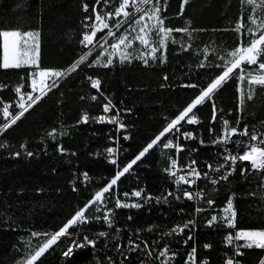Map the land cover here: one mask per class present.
<instances>
[{"label": "trees", "instance_id": "trees-1", "mask_svg": "<svg viewBox=\"0 0 264 264\" xmlns=\"http://www.w3.org/2000/svg\"><path fill=\"white\" fill-rule=\"evenodd\" d=\"M84 4L89 5V12L83 10ZM180 4L181 0H167L166 11L161 13L164 27L189 31L171 33L163 50V62L149 59L145 65L143 59L137 58L140 43L133 41L132 48L126 50L132 55L130 62H122L121 57L113 55L112 64L104 67L103 62L109 58L104 50L116 42L115 38L109 39L105 49L94 51L76 71L61 78L58 87L47 92L0 136V264H23L27 255L45 240V236L33 237L32 233L58 231L221 73L222 68L217 65L223 64L222 56L251 39L250 35L245 37L233 30L241 17L247 24L250 10L240 0H190L183 15ZM94 5L103 15L113 11L118 3L117 0L109 3L101 0L100 5H96V0H0V29L39 30L40 67L65 71L86 52L80 41L89 31L85 23L94 21L95 14L91 11ZM88 16L92 20L85 21ZM108 23L112 25L115 20ZM135 27L138 30L139 26ZM107 31L98 32L97 39H107ZM123 32L124 28L117 36ZM135 35L129 31V39ZM160 56L157 52V57ZM201 62L204 67H200ZM244 67L249 69L247 65ZM32 70H0V127L9 122L2 112L5 104L11 105L10 113H16L15 88L23 85L22 92L30 89ZM238 73L237 69L212 101L194 109L198 123L181 122L179 132L167 134L106 194L111 224L103 219L102 213L95 212L94 206L86 213L88 223L70 229L73 233L70 240L61 238L36 264H99L96 248L104 240L100 239L101 233L110 241L109 264H158L154 258L164 246L175 253L170 264H185L193 247L197 264L205 260L208 264H224L231 249L224 244L223 220L218 219L212 227L207 222L212 216H224L222 209L230 197L237 211L236 229H264V173L252 171L248 161H237L236 170L227 181L221 180L216 185L210 182V178H218L228 170L230 161L224 160L226 155H238L250 143L249 137L239 134L227 144L218 143L225 132V121L229 128L242 131L247 126L250 132L264 135V88L255 86L253 100H245L241 111L240 90L246 92L248 85L247 80L237 79ZM89 77L100 80L99 92L91 87ZM185 84L197 87H183ZM93 96L97 99L93 100ZM109 100L113 107L105 113L103 108ZM212 102L217 109L215 122ZM85 114L88 122L80 123ZM102 115L118 118L125 131L116 136L114 126L97 122L96 118ZM186 132H191L195 139L186 138L183 135ZM124 135L128 137L126 141ZM169 139L183 150L163 147ZM115 140L119 147L114 165L108 163L107 149L114 147ZM29 152L33 155L28 156ZM173 160L181 169L195 167L201 173L197 187L203 189V194L196 201L185 199L183 185L169 174ZM208 165L213 169L225 167L217 172L210 171ZM244 167L248 171L242 176ZM137 191L141 192L142 207L115 208L114 194L130 198ZM209 199L215 202L211 206L207 203ZM197 208L203 211L196 212ZM188 221L195 223L184 233L167 235ZM189 235L193 240L185 244ZM84 237L94 241L95 247L73 246L74 242L84 243ZM133 243L140 245L135 251L130 247ZM206 243L212 245L208 250L204 248ZM69 246H73V251L69 257L64 256ZM149 251L151 257L147 255ZM244 251L246 255L238 258L243 264H259L264 256V250ZM83 252L88 253L86 258H81Z\"/></svg>", "mask_w": 264, "mask_h": 264}, {"label": "snow or ice", "instance_id": "snow-or-ice-1", "mask_svg": "<svg viewBox=\"0 0 264 264\" xmlns=\"http://www.w3.org/2000/svg\"><path fill=\"white\" fill-rule=\"evenodd\" d=\"M190 0H181L180 4V14L183 15L185 6L188 5ZM240 2L245 5L250 11L247 17V24L244 22V17H241L240 20L236 23L235 28L233 29L238 34H241L245 37L251 36V39L247 43L242 42L232 51L228 52L226 57L222 56L223 64L217 65V67L222 68V71L219 75L213 79L206 88H204L195 99L181 111L176 118L172 119L170 123L152 139L130 162L123 166L119 171L116 172L114 178L110 180L101 190L97 191L94 196L84 205L80 210L75 212V214L55 233H32L33 237H40L41 235L47 237L39 246L32 252L27 255L23 264H36L38 260L46 252H48L54 245H56L61 238L71 237L73 233L70 229H74L81 224L88 223V216L86 213L89 212L94 206L98 204H103L106 200V194L110 193L114 186L117 185V182L125 174L129 173L134 165H137L150 150L154 149L159 145L167 134L171 133L173 130L176 132L180 131L179 125L181 122H186L187 124H196L198 119L194 113V109L198 105H202L205 102L212 101L215 93L225 84L229 79L232 78V74L238 69L239 73L237 74V79L241 82L247 80V91L243 89L240 90L239 97V106L242 111L245 100L252 101L254 98L255 86L264 88V0H240ZM104 3H109V0H104ZM118 6L114 8L113 11H110L106 14H101L97 11L96 6L94 5L91 9L94 13V21L91 24L85 23V27L89 29L86 31L80 43L83 47L88 48L89 51L84 53L78 61L73 63L69 69L65 71H57L53 69H43L40 67V54H41V33L39 30H30L22 31L20 29H0V70H14L21 68H31L33 69L29 73L30 77V87L31 92H23V85H18L15 88V92L19 96L18 107L20 111L18 113H10L9 108L11 105L5 104L2 112L3 116L8 123H5L0 127V133L6 131L8 128L15 125L25 113H27L34 105H36L43 96L47 95V92L51 91L54 87H58V81L61 78L70 75L72 72L76 71L80 64L84 63L88 56L92 54V49L99 44L101 49H105V45L108 44V39L101 37L97 39V33L103 32L107 29L106 36L108 38H115L116 42L111 43L110 47L113 50V53L119 51L122 62L131 61L132 55L126 49H130L133 46V41H139L145 49H148L147 52H141L140 56L137 58L143 59L145 65L148 64V60L160 59L161 62L164 61V51L167 48V41L173 31L176 32H188V28L183 29H171L164 27V18L161 16L162 11H166L167 0H164V6H161V0H117ZM101 0H96V5H100ZM148 7H142V6ZM132 8L135 11L130 12L129 9ZM83 10L89 12V5L84 4ZM140 15L137 17L136 14ZM114 19L115 23L110 25L108 21ZM92 20V16L85 17V21ZM148 21H154V23L149 24ZM135 26H139L138 30ZM124 28V32L117 36V33ZM129 31L135 32L136 35L129 39ZM155 31L156 35L159 37V43L156 44L151 39V32ZM103 41V43L100 42ZM175 42V41H173ZM123 46L124 51H120ZM182 47H184L182 45ZM187 51V47L184 48ZM106 51V49H105ZM157 52L161 53L160 57H157ZM207 53V49H205ZM103 55V53H101ZM109 58L103 62V66L107 67L112 64V59ZM97 62H100L99 59ZM244 65H248L249 69H246ZM255 65V69H251V66ZM89 66H92L91 64ZM204 63L201 62L200 67H204ZM167 79V77H165ZM91 87L96 89L98 92L101 89V82L99 79H92ZM183 87L196 88V84H185ZM83 99V98H82ZM93 100H96L97 97L93 96ZM111 101L104 105L103 111L108 113L112 109ZM213 116L212 121L215 122L216 119V106L212 102ZM97 122L104 123H117V120L113 118H106L105 116H99ZM89 117L87 114L83 115L80 123H87ZM239 122V121H238ZM237 122V123H238ZM225 132L223 137L218 140V143L227 144L231 141V137L237 134L241 136L249 137L250 143H248L238 155H226L224 160L230 161L228 170L226 172H221L218 178H210V182L213 185L218 184L221 180L227 181L229 176L235 172V165L237 161H248L251 165V170L256 172L264 173V135L257 134L255 132H250L248 127L245 126L242 131H238L236 127H228V122L225 121ZM123 127V125H121ZM52 135V133H50ZM186 138L195 139L191 132L183 133ZM128 139V137H124ZM203 143V141H201ZM165 148H172L173 144L171 141L163 144ZM177 151H182L183 149L176 145ZM63 152V149H59ZM109 155H114V150L112 148L107 149ZM19 156V153L15 154ZM28 156H32L31 152L27 153ZM109 163L116 164V159H110ZM196 161H192V165H195ZM171 169L177 167L176 161H172L170 165ZM210 171L220 172L221 168H224L225 165H220L219 167L213 169L212 165H208ZM248 171L247 167L241 168V175L244 176ZM170 175L176 176L175 171H170ZM86 175V174H85ZM193 177L192 180H188L185 176H179L176 180L177 184L180 183H195L196 180L201 178V173L197 171L195 167H192L189 173ZM205 178L208 177V173H204ZM76 190L75 188L73 189ZM134 196L140 197L141 192L137 191L133 193ZM171 195V193H169ZM202 195V194H198ZM254 195V194H253ZM184 196L189 200L193 199V194L185 191ZM211 206L215 202L211 199L207 201ZM142 207L139 203H123L119 199L116 200L115 208H140ZM96 211H100L99 207L95 208ZM203 209L197 208L196 212H201ZM224 216L218 218L217 216H212L207 222L208 227H212L217 223L218 219H222L228 228L236 229V217L237 211L233 204V199L230 197L227 201L226 207L222 209ZM110 212V210H109ZM103 219L111 224L109 219V214L106 213ZM131 219V217H129ZM194 221H188L187 223L178 225L174 227L167 235H180L185 232L186 229H189L190 225H194ZM151 230V229H149ZM100 235H104L101 233ZM193 240L191 235L187 236L184 241L187 244L188 241ZM225 247L231 249V255L225 259L224 264H243L241 258L246 255L244 250L259 249L264 250V229H236L234 233H229L226 237ZM242 241V243H240ZM77 248H86V247H95V242L84 237V243H76L74 245ZM73 246H69L68 249L63 253L64 256H68L73 251ZM131 250L135 251L140 245L131 244ZM145 248L148 247L147 243L144 245ZM211 244H205V249H210ZM170 249L167 246H164L160 251L156 259L161 257L165 258L161 260V264H170L171 259L174 258L175 253H172L171 257L169 256ZM88 255L87 252L80 254L81 258H86ZM149 257L152 256V252L147 253ZM128 257L125 256V259ZM191 264H197L196 258V248L193 247L191 253L188 256V262ZM201 264H208V261H203ZM259 264H264V257L259 260Z\"/></svg>", "mask_w": 264, "mask_h": 264}, {"label": "built area", "instance_id": "built-area-1", "mask_svg": "<svg viewBox=\"0 0 264 264\" xmlns=\"http://www.w3.org/2000/svg\"><path fill=\"white\" fill-rule=\"evenodd\" d=\"M26 92H31V87H30V89L28 90V91H26ZM23 93V92H22ZM18 103H19V96H17V98L15 99V101L13 102V109L14 110H16V113H18L19 111H20V109H19V107L17 106L18 105ZM106 117V116H105ZM106 118H108V117H106ZM113 119H115V120H117V123H108L110 126H114V128H115V133H116V136H118L120 133H122L123 131H125V126L122 124V122L118 119V118H116V117H114ZM121 125H123V127H121ZM124 137H126L125 135L123 136V138ZM124 140L126 141V139L124 138ZM168 141H171V143L173 144V147L172 148H167V149H169V150H177L176 149V145H178L177 144V142H175V141H173L172 139H169V140H167V142ZM166 142V143H167ZM118 141H116L115 140V144H114V147H112V149L114 150V155H109V160L110 159H116V161H117V159H118ZM109 160H108V163H109ZM111 164V163H110ZM171 165V164H170ZM191 168L192 167H187V168H185V169H181V168H179L178 166L175 168V169H171V167H170V171H175L176 172V176H173V177H175L176 179L179 177V176H185V178L186 179H188V180H192L193 179V177L192 176H190L189 175V173H190V170H191ZM198 171V170H197ZM182 185H183V189H182V196L185 198V199H187V200H189L187 197H185L184 196V192L185 191H187V192H190V193H192L193 194V199H191V200H189V201H196L201 195H198V194H203V189H201V188H198L197 187V180L195 181V183H189V184H185V183H181ZM115 187V186H114ZM117 199H119L121 202H123V203H129V204H132V203H139V197H136V196H134L133 194L131 195V197L130 198H128V197H122V198H119V197H117L115 194H114V197H113V204H115L116 203V200ZM107 198H106V200H105V202L103 203V204H98V205H96L95 206V208L96 207H99L100 208V211H96L95 210V212H97V213H102L101 215L104 217V215L106 214V213H108L107 211H106V209H107ZM126 209H134V208H126ZM222 227L226 230V236L229 234V233H234L235 232V230L236 229H231V228H228L227 226H226V223L224 222V221H222ZM225 236V237H226ZM242 242V241H241ZM224 244H226V240L224 239ZM205 250H208V249H205ZM158 254H159V252L156 254V257L158 256ZM171 255H172V252H169V256L171 257ZM156 257L154 258V260L158 263V264H160V260L163 258V257H161L160 259H156ZM264 257V256H263ZM143 264H148L147 262H145V263H143Z\"/></svg>", "mask_w": 264, "mask_h": 264}, {"label": "rangeland", "instance_id": "rangeland-1", "mask_svg": "<svg viewBox=\"0 0 264 264\" xmlns=\"http://www.w3.org/2000/svg\"><path fill=\"white\" fill-rule=\"evenodd\" d=\"M145 6H142V7H145ZM129 11L130 12H134L135 10L132 9V8H130ZM147 23L152 24V23H154V21H148ZM152 33H155V32H151V39H152V41L155 42V43H156V41L159 42V37L156 35V33L155 34H152ZM156 37H158V38H156ZM107 39L109 40V39H112V38H108L107 37ZM99 48H100L99 47V44H97L96 47L92 49V53L94 51L98 50ZM124 50L125 49H123V46H122V48H121L120 51H124ZM88 51H89V49L86 48V52H88ZM147 51H148V49H145L144 46L140 44L139 56H140V53L141 52H147ZM104 53H106L108 55L111 54V56L118 55L119 57H121L120 54H119V51L116 52V53H113V50L111 49V47L106 48V51L104 50ZM251 67H252V69H255L256 68L255 65H253ZM45 239H47V237H45ZM63 239L66 240V241H68V240H70V237H63ZM100 239H104V240L99 245V247L96 248V251L98 250L97 251V257H98L99 264H109L110 263V257H111V245H110V241L108 239H105L104 238V235H100ZM59 264H61V263H59ZM75 264H77V263H75Z\"/></svg>", "mask_w": 264, "mask_h": 264}, {"label": "water", "instance_id": "water-1", "mask_svg": "<svg viewBox=\"0 0 264 264\" xmlns=\"http://www.w3.org/2000/svg\"><path fill=\"white\" fill-rule=\"evenodd\" d=\"M8 129H9V128H8ZM8 129H7V130H8ZM4 132H5V131H3L2 133H0V136H1Z\"/></svg>", "mask_w": 264, "mask_h": 264}]
</instances>
